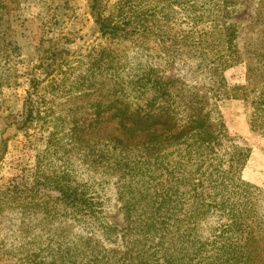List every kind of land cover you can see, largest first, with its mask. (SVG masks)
<instances>
[{
	"label": "rangeland",
	"instance_id": "obj_1",
	"mask_svg": "<svg viewBox=\"0 0 264 264\" xmlns=\"http://www.w3.org/2000/svg\"><path fill=\"white\" fill-rule=\"evenodd\" d=\"M20 2L29 36L19 43L20 58L5 66L0 57V80L7 82L13 72L8 67L16 68L11 85L0 88V264H32L43 248L59 256L67 245L81 243L88 251L90 241L92 250L118 246L79 222L68 200L81 191L100 196L107 201L102 216L121 228L125 224L117 198L120 175L110 164L112 146L116 137L134 143L146 136L143 131L128 136L118 111L133 97L144 111V104L155 103L151 116L166 103L152 97L151 84L137 82L144 75L164 82L171 108L176 88L185 96L208 97L228 130L215 157L228 162L233 154H247L245 164L226 167L225 176L240 191L242 181L249 184L241 200L249 201L251 219H264V0H132L131 6L149 10L146 23L157 27L112 40L92 35L87 0ZM121 2L103 0L108 6ZM48 30L66 48L51 66L38 49ZM229 39L240 59L224 70L227 90L211 96L213 83L198 72H211L204 55L230 54ZM99 53L103 59L94 66ZM131 80L136 83L128 85ZM164 146L173 151V144ZM242 209L240 215L247 216ZM228 211L207 215L206 225L228 230Z\"/></svg>",
	"mask_w": 264,
	"mask_h": 264
},
{
	"label": "trees",
	"instance_id": "obj_2",
	"mask_svg": "<svg viewBox=\"0 0 264 264\" xmlns=\"http://www.w3.org/2000/svg\"><path fill=\"white\" fill-rule=\"evenodd\" d=\"M121 1L118 6H108L103 0H87L90 4L87 19L94 29L92 35L112 40L145 34L157 27L146 23L149 10L137 4L131 6L132 0ZM20 4V0H0V57L5 66L10 65L13 58H20L22 46L19 43L29 36ZM47 34L49 36L42 37L38 46L39 51L45 52V58H39L51 66L66 48L60 47L59 38L54 39L51 31ZM48 40L51 42L46 46ZM229 45L228 56L215 59L210 54L204 55L203 60L212 65L211 72L198 73L213 83L211 96L218 89L227 90L224 70L240 59L231 39ZM102 59L101 53L97 54L94 66ZM113 68L116 75L119 65L114 64ZM8 69H12V75L7 82L0 80V88L10 86L15 78V64ZM131 82L135 80L127 84ZM137 82L146 88L151 84L152 97L156 95L154 99L158 103H166L160 104L161 111L156 116H151L149 113L156 107L155 103L150 100L149 104H144L147 108L144 111L133 97L118 111L128 136L133 138L136 131L139 134L143 131L141 135L146 136L134 143L129 138L116 137L112 146L114 159L110 164L114 174L120 175L117 198L125 224L121 228L102 216L107 201H101L100 196L81 191L68 200L79 222L101 231L118 246L108 252L104 248L92 250L90 241L85 244L88 251L81 243L67 245L60 248L64 251L59 256H53L50 251L45 254L43 248L35 254L32 264H264V219H251L249 201L241 200L245 185L249 184L242 181L244 187L240 191L238 185L225 176V168H241L247 154L243 151L233 154L228 162L215 157L216 148L228 137L219 111L210 105L205 94L185 96L179 88H176L179 92L173 93L171 108L168 100L172 96L161 79L144 75ZM118 89L125 91V88ZM166 143L173 144V151L161 149ZM63 193L65 198L71 196L68 190ZM243 207L248 209L247 216L240 215ZM223 209H229L232 219L226 226L228 230L222 224L206 225L207 215L221 213Z\"/></svg>",
	"mask_w": 264,
	"mask_h": 264
}]
</instances>
